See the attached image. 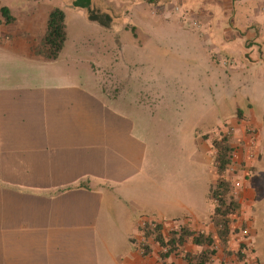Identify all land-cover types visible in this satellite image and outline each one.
I'll list each match as a JSON object with an SVG mask.
<instances>
[{"label":"crops","instance_id":"0c3cea01","mask_svg":"<svg viewBox=\"0 0 264 264\" xmlns=\"http://www.w3.org/2000/svg\"><path fill=\"white\" fill-rule=\"evenodd\" d=\"M66 1L71 10L74 0ZM108 1L96 0L91 9L75 10L88 18L91 11L106 14ZM128 1L127 4H115L113 8L117 13L133 11L130 21L137 24L141 15L148 11L150 2ZM237 1L239 0H173L177 3L178 10L180 4L188 8V12L183 13L180 8L181 22L177 30L194 34L191 42L184 35L186 42L182 49L187 57L195 58L196 61L202 59L205 52L204 60L208 62V66H204V73L210 79L241 80L252 75L262 77L264 103V13L243 8L240 12L244 18L239 20L234 14ZM11 4L15 3L3 6L12 11ZM168 5V0L158 1V6L163 10H167ZM55 8L57 7L47 9L46 18L43 8H35L25 13L26 19L22 23L16 17L14 22L0 23V39L11 40L10 44L19 50L24 49L32 60H57L58 58L48 59L37 50L46 31L47 15ZM62 10L67 20V10ZM40 12L44 14L38 20L36 15ZM121 16L120 20L111 25L118 27L120 31L129 29L132 23L126 20V16ZM194 21L198 24L194 25ZM89 22L99 21L89 19ZM184 23H191L194 29ZM97 24L107 25L102 22ZM137 26V31H142L139 28L141 24ZM137 26L131 27L136 29ZM166 28L164 31L167 32ZM154 30L153 27H146L147 38L153 37ZM32 33L38 34L37 39ZM162 38L165 36H161V44L164 46L166 41ZM179 41L176 40V43ZM137 42L144 44L143 40ZM25 92H29L30 97H35L32 95L33 91ZM60 93L74 95V91H57V97ZM87 93L91 95L89 91ZM91 93L95 95L96 100L93 101L97 106L94 111L97 110L98 115H92V100L89 101L85 94H81L82 99H70L64 105L59 98L54 102L47 100L44 103L52 108L51 111L48 110V115L44 109L39 118L2 123L4 130L1 137L4 136L0 144L4 145L2 150L0 147V152L3 154L4 168H0V173L17 175L19 172L29 176H48L51 180L45 185L41 184V179V183L30 186L18 183L0 184V219H3L0 264H188L186 254L203 249L190 237L179 248L165 254L166 248L155 236L144 235L145 228L155 226V223L162 226L161 232L165 240L181 227L196 233L211 234L217 249L211 264H263L262 254L253 246L258 233L254 232V225L262 223L264 227V199L262 221L259 205L261 178L262 191L264 186V136L261 148V124L254 109L248 111L246 120L240 121L234 116L229 118L228 127L234 128L231 134L233 146L243 144L247 126L258 129L259 156L257 160H249L244 149L239 153V162L245 160L243 166L239 167V177H243L237 186L236 198L239 199L240 210L232 216L227 243L223 246L212 218L215 204L209 199L210 187L217 180L216 168L213 166L215 175L208 182L206 200L202 207L192 208L186 205L184 211L176 209V213L163 219L153 215L146 217L144 214L139 218L138 212L132 207L134 200L130 201L131 195L134 197L131 183L124 184L125 180L120 183L117 178L110 177V173L115 170H105L108 161L123 159L117 156L116 151L119 150L118 145H122L121 135L133 137L132 125L129 123L132 121L129 116L132 117L133 110L128 105L118 103L119 94L114 103H109L104 92ZM78 103L80 105L76 107L75 104ZM71 108L78 109L74 111L83 114L76 115ZM112 117L115 119H110ZM114 144L115 149L108 146ZM199 144L201 155L213 164L210 145L203 137L199 138ZM253 165L255 170L250 172ZM52 177H56L54 182ZM105 188L107 189L104 190ZM33 206L35 209L32 212L28 208ZM38 224L40 227H35ZM143 236L149 249L146 254L139 250V241ZM230 252L232 256L228 257ZM239 253L243 257L241 260Z\"/></svg>","mask_w":264,"mask_h":264},{"label":"rangeland","instance_id":"374dc122","mask_svg":"<svg viewBox=\"0 0 264 264\" xmlns=\"http://www.w3.org/2000/svg\"><path fill=\"white\" fill-rule=\"evenodd\" d=\"M158 1L152 0L147 5L148 11L137 22L142 29L138 32L137 24L130 21L133 11L117 13L113 8L118 3L127 4L128 0H109L106 14L91 11L89 18L75 10L81 7L72 6L69 10L66 0H0V6L15 3L11 4V12L19 23L25 21L26 12L35 8H43L44 18L50 7L65 9L68 13L67 39L55 61L32 60L24 49L19 50L10 44L11 40L0 39V140L4 136L1 137L4 130L2 123L39 118L44 109L48 115V110L52 108L44 102L49 99L54 102L59 98L64 105L70 99H82L80 95L85 94V98L92 100V115H98L99 112L94 111L97 103L93 101L96 99L91 91L104 92L109 103H114L119 94L118 103L128 105L133 110L132 117L129 116V120L132 119L129 123L132 125L133 137L121 135L122 145H118L116 154L123 159L108 161L105 170H115L110 173V177L117 178L119 182L125 180L124 184L131 183L134 197L131 195L130 201L134 200L132 207L138 212L139 218L144 214L146 217L153 215L163 219L176 213V209L184 211L186 205L199 208L205 204L208 182L215 175L216 150L212 141L224 133L228 134L231 116L240 121L246 120L248 111L255 110L261 124L262 148L264 103L262 77L252 75L241 80L208 78L204 73V66H208L204 60L205 52L202 59L196 61L195 58L187 57L182 49L186 42L185 36L190 42L191 37L194 39V34L177 30L181 22L180 8L182 13L188 12V8L180 4L178 10L177 3L168 0L170 5L167 10H163L158 6ZM94 2L96 0H91L89 8L84 9H91ZM235 8L234 14L240 20L244 18L240 12L243 8L264 13V0H239ZM43 12L36 15L38 20L43 18ZM121 15L132 23L129 29L120 31L111 25L120 20ZM0 18L4 19L2 15ZM89 19L99 22H89ZM100 22L107 25L97 24ZM184 24L194 29L191 23ZM133 25L137 26L136 29L131 27ZM146 27L155 29L152 38H147ZM165 27L167 32L164 31ZM37 35L32 33L35 39ZM161 36H165L162 38L166 41L164 46ZM139 40H143L144 44L140 45L137 42ZM176 40H180L178 44ZM25 91H33L35 97H30L29 92ZM57 91H74V95L60 93L57 97ZM79 105L75 104L76 107ZM74 110L78 109L71 108L76 115L83 114ZM231 134L228 135L232 139ZM200 137L210 145L213 164L200 153ZM3 145L0 144L1 150ZM108 146L116 147L115 144ZM0 154V168H4L3 154ZM254 170L251 168L250 172ZM17 173H0V184L30 186L42 180L41 184L45 185L51 180L48 176ZM229 174L233 182L243 177H239L240 170ZM52 178L54 182L56 177ZM260 185L262 221V178ZM43 201L46 202L45 199ZM212 202L215 204V201ZM34 206L28 209L33 212ZM2 224L3 219H0V233L3 231ZM257 224L254 225V232L258 233L253 246L262 254L264 264V227L262 223ZM35 227L39 228L40 224ZM241 255H238L240 260L243 258ZM227 256H232V252Z\"/></svg>","mask_w":264,"mask_h":264},{"label":"trees","instance_id":"16d2710c","mask_svg":"<svg viewBox=\"0 0 264 264\" xmlns=\"http://www.w3.org/2000/svg\"><path fill=\"white\" fill-rule=\"evenodd\" d=\"M152 2V0H148ZM91 0H74L73 6L81 8H89ZM0 23L14 22L15 16L8 7H0ZM67 39L66 32V14L60 8H55L49 12L46 20V31L42 37L41 43L38 46V52L48 59H57L62 51L65 41ZM212 146L216 152L214 155L215 168L217 171V180L214 185L210 187L209 199L215 201V209L213 214V222L217 228L218 237L223 246L227 243V238L230 232V223L232 216L240 210V203L233 195V186L231 176L229 174L234 161L232 152L234 146L232 140L227 133L212 141ZM252 168H255L253 165ZM162 226L156 224L155 226H147L145 228V235L147 237L153 235L155 239L168 248L165 254H169L173 250L179 248L188 238H192L196 245H200L203 249L197 253H187L186 260L188 264H211L215 256L216 241L211 234L202 232L196 233L190 231L186 227H181L174 231L170 237L165 240L162 232Z\"/></svg>","mask_w":264,"mask_h":264},{"label":"built area","instance_id":"2783aa9c","mask_svg":"<svg viewBox=\"0 0 264 264\" xmlns=\"http://www.w3.org/2000/svg\"><path fill=\"white\" fill-rule=\"evenodd\" d=\"M178 9V7H177ZM194 25H197L198 22L194 21L193 22ZM228 130V134H231L232 132H234V128L233 127H227ZM226 132V131H225ZM245 135L246 137H244V139L242 140L243 144H241L240 146L237 144L234 146V150L232 152V156H233V161L234 164L232 166V168L230 169L229 173H235V171L239 170L240 166H243V163L245 160H243L242 162H239V153L243 151L244 149V153L246 151L247 157L249 160H257L258 156H259V152H258V144H259V137H258V129L256 127L253 126H247L245 129ZM240 184V180L239 179H234V182L232 181V186H233V195L236 197L238 195V187ZM156 225V223H155ZM145 231V230H144ZM145 235V234H144ZM139 250L142 254H146L148 247H147V240L145 238V236L142 237V239L139 241ZM166 251L168 250V248L165 249Z\"/></svg>","mask_w":264,"mask_h":264}]
</instances>
